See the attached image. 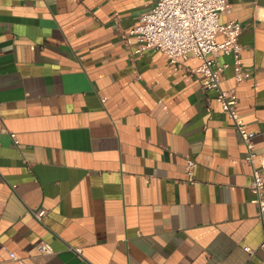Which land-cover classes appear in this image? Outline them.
I'll return each mask as SVG.
<instances>
[{
  "label": "crops",
  "instance_id": "1",
  "mask_svg": "<svg viewBox=\"0 0 264 264\" xmlns=\"http://www.w3.org/2000/svg\"><path fill=\"white\" fill-rule=\"evenodd\" d=\"M155 2L0 0V264H264L247 149L201 61L135 55ZM229 4L250 76L220 54L222 86L264 172V0Z\"/></svg>",
  "mask_w": 264,
  "mask_h": 264
},
{
  "label": "built area",
  "instance_id": "2",
  "mask_svg": "<svg viewBox=\"0 0 264 264\" xmlns=\"http://www.w3.org/2000/svg\"><path fill=\"white\" fill-rule=\"evenodd\" d=\"M229 7V0H156L154 6L141 15L139 24L131 33L138 40L135 55L141 56L145 51L156 49L166 53L172 64L189 57L201 61L199 66L192 69V73L203 78L205 90L216 93L217 101L234 122L237 134L246 146L245 160L252 167V202L259 206L258 216L264 227V172L256 166L259 160L255 152L256 133L248 128L238 112L236 89L226 90L222 86V74L229 64L219 61L220 54L233 57L237 82L250 76L241 66L242 27L234 21L221 22V15ZM219 36L224 39L219 41ZM12 136L15 138L14 134ZM195 166V161L189 159L186 170L192 183L195 182ZM30 212L38 220L47 215L45 209H31ZM38 248L42 254L53 253V248L47 242L42 241ZM261 249L264 252V239ZM77 252L80 254L81 249H77ZM11 258L18 260L15 253H11Z\"/></svg>",
  "mask_w": 264,
  "mask_h": 264
}]
</instances>
